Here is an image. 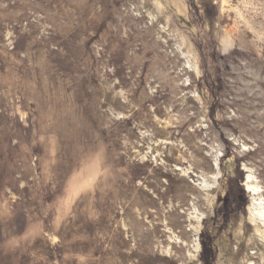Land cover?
Masks as SVG:
<instances>
[{"label":"rangeland","instance_id":"1","mask_svg":"<svg viewBox=\"0 0 264 264\" xmlns=\"http://www.w3.org/2000/svg\"><path fill=\"white\" fill-rule=\"evenodd\" d=\"M258 201L264 0H0V264H264Z\"/></svg>","mask_w":264,"mask_h":264},{"label":"bare ground","instance_id":"2","mask_svg":"<svg viewBox=\"0 0 264 264\" xmlns=\"http://www.w3.org/2000/svg\"><path fill=\"white\" fill-rule=\"evenodd\" d=\"M247 181H246V185H247V190L252 193L253 195H258L260 192V188L258 184L254 183V178L253 175L248 174L247 176ZM258 205L259 207L256 208L258 215L260 216L261 220H263L264 223V207L262 206V203L258 201Z\"/></svg>","mask_w":264,"mask_h":264}]
</instances>
